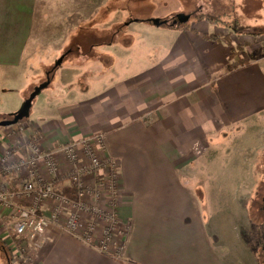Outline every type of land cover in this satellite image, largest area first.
Masks as SVG:
<instances>
[{
	"label": "crops",
	"instance_id": "1",
	"mask_svg": "<svg viewBox=\"0 0 264 264\" xmlns=\"http://www.w3.org/2000/svg\"><path fill=\"white\" fill-rule=\"evenodd\" d=\"M110 5V0H0V119L16 113L53 71L50 66L80 27L92 22L94 40L95 34L104 42L117 38L102 48L93 43L88 61L63 59L49 91L34 99L27 121L0 129V159L6 150L13 161L26 158L34 141L43 152L55 153L101 135L104 158L116 164L117 219L128 227L120 255L101 254L52 228L33 264H242L210 240L188 175L223 133L244 126L242 133L248 132L250 122L264 125V57L242 52L230 59L231 49L247 42L204 21L186 31L136 19L112 38L109 30L124 22L126 12L111 14ZM144 34L162 41L144 44ZM55 156L57 174L39 166L40 176L64 187L71 165ZM100 172L99 180L105 178L104 169ZM21 182L0 166V190L19 191ZM49 210L43 205L40 214ZM9 214L0 206L4 221Z\"/></svg>",
	"mask_w": 264,
	"mask_h": 264
},
{
	"label": "rangeland",
	"instance_id": "2",
	"mask_svg": "<svg viewBox=\"0 0 264 264\" xmlns=\"http://www.w3.org/2000/svg\"><path fill=\"white\" fill-rule=\"evenodd\" d=\"M98 1L104 2V0ZM110 3L113 8L109 11L111 14L126 12L124 22L112 26L109 30V36L112 38L115 33L121 31L124 25L136 19L167 21V27H170L175 16L182 14L190 18L184 28L187 31L193 23H196L194 18L201 16L218 22L216 26L222 30L223 34L233 35L228 31L229 28H236L240 31L238 35L240 43L247 42V45L234 47L232 51L234 56L241 57L243 52V57H264V0H110ZM107 13L105 10V15ZM92 27L81 29V31L84 30L81 32L84 34L81 40L84 48H81L80 54L75 47H72L64 58L65 64L74 60L80 63L88 61L85 57L93 56L88 54L92 52L93 43H99L96 48L117 43V38L104 42L102 37L97 38V34L94 40V35L90 33ZM177 28L181 27L177 25ZM143 36L146 40L144 44L155 45L162 41V36L158 40L155 38L150 40L152 37L149 35L144 34ZM222 37L225 38L224 35ZM246 51L252 53L246 54ZM60 57L61 54L50 66L49 69L52 68L53 71L46 74L35 87L47 80H50L51 85L58 68L54 69V64ZM239 60L244 63L241 58ZM50 88L44 91H49ZM18 124L11 127L15 128ZM256 124L257 122L254 124L250 122V130L245 133H242L245 126L241 127L237 133H223L219 143L208 146L204 154L196 159L197 164L194 165L199 169L190 170L188 175L189 187L199 200L203 213V224L208 229L210 240L222 248L224 255L242 264H252L253 258L257 264H264V234L262 233L264 226V125L262 121ZM71 168L72 166L69 169ZM70 173L66 176L67 182L70 179ZM100 173L98 172L95 178L91 177L92 179L87 178V180H98ZM92 197L93 195H87L81 203L88 206V202L91 203L90 199L94 198ZM96 199L92 203L98 211L97 214L83 210H78V214L83 220L98 221L97 231L101 234L103 228L110 223L107 222L105 214L108 209H112L114 213L117 202L110 205L105 203L107 200L105 201L104 198L97 197ZM58 204L51 202L50 207ZM8 219L4 221L2 218V223H0V242L4 245L3 252L8 257V262L5 263L3 258L5 255L0 254V258L4 260L2 264H10L9 262H12L11 264H33V255L21 252L20 244L24 243V240L12 236ZM123 234L116 237V240L119 241L124 236Z\"/></svg>",
	"mask_w": 264,
	"mask_h": 264
},
{
	"label": "built area",
	"instance_id": "3",
	"mask_svg": "<svg viewBox=\"0 0 264 264\" xmlns=\"http://www.w3.org/2000/svg\"><path fill=\"white\" fill-rule=\"evenodd\" d=\"M29 151L26 158L13 161L12 152L6 150L0 159L2 173H16L22 178L19 191L0 190V206L11 214V234L16 239L24 240V243L20 244L21 252L33 255L45 242L46 232L53 228L101 254L118 257L128 227L117 219L116 208L114 213L112 209L107 210L105 218L110 223L103 228L101 234L97 231L98 221L83 220L78 214V210L97 214L98 211L92 203L97 197L107 199L106 202L110 205L117 202L116 164L104 158L102 136L87 137L67 144L55 153L43 152L34 141L30 143ZM55 154L61 155L65 162L72 166L69 180L75 185L76 200L66 198L56 189L52 180H45L40 176L39 166L44 167L49 175L57 174L58 160ZM102 169L105 172L104 179H98L91 185L86 182L87 178H95ZM87 195H93L95 198L90 199L92 201L88 202V206L81 203ZM51 202L59 204L50 207L47 215L40 214L43 205H50ZM1 219L0 217V223ZM122 234L124 236L117 241L116 237Z\"/></svg>",
	"mask_w": 264,
	"mask_h": 264
},
{
	"label": "water",
	"instance_id": "4",
	"mask_svg": "<svg viewBox=\"0 0 264 264\" xmlns=\"http://www.w3.org/2000/svg\"><path fill=\"white\" fill-rule=\"evenodd\" d=\"M189 20V16L177 15L176 20L172 22V25L175 26L177 23H185ZM150 22L156 26L161 27L167 25V21H160L158 19H152ZM64 59V56H61L54 64V68L59 67ZM50 84V80H47L45 83L41 84L38 87H35L30 93L29 97L23 102L21 107L16 113H13L10 119H6L0 122V127L6 128L16 125L29 117L30 110L34 99L41 93L42 90L46 89Z\"/></svg>",
	"mask_w": 264,
	"mask_h": 264
},
{
	"label": "trees",
	"instance_id": "5",
	"mask_svg": "<svg viewBox=\"0 0 264 264\" xmlns=\"http://www.w3.org/2000/svg\"><path fill=\"white\" fill-rule=\"evenodd\" d=\"M111 7H112V4L110 5V9H113ZM175 20H176V16H175L173 21H175ZM194 21H196V22L205 21V22H208V23L214 24V25L218 24V22H216L215 20H213L211 18H206V17H201V16L195 17ZM92 25H93V23L91 22L88 25H84V26L80 27V30L76 31V33H74V35H72V38L70 39L69 46L61 53V56L65 55L67 52H69L72 49V47L76 48L77 46H79L80 51H81L82 50L81 48L84 47L83 46L84 43H81V40H82L83 35H84L81 33L82 32L81 29L87 28L88 26L91 27ZM177 25L181 26L183 28H185L187 26L186 23H177L176 26ZM170 27H173L172 23H171ZM228 31L233 35H239V33H240V31L237 30L236 28H234V29L229 28ZM96 41H98V40H96ZM97 44H99V43H97ZM231 50L233 51V49H231ZM233 56H234V54L231 53L230 59H232ZM226 70H229V68H226ZM10 118H11V116H8L6 119H10ZM4 119L5 118L0 119V122L3 121ZM54 184L56 186V189L63 196H65L66 198H68L72 201L76 200V189H75V185L72 181L69 180L68 184L66 186L60 187L61 189L58 187V185H56V183H54ZM0 250L1 251L5 250V247L1 242H0ZM9 263L11 264L12 262H9Z\"/></svg>",
	"mask_w": 264,
	"mask_h": 264
}]
</instances>
